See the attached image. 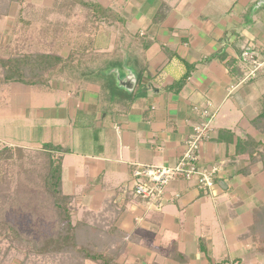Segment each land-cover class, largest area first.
Wrapping results in <instances>:
<instances>
[{
    "label": "crops",
    "instance_id": "crops-1",
    "mask_svg": "<svg viewBox=\"0 0 264 264\" xmlns=\"http://www.w3.org/2000/svg\"><path fill=\"white\" fill-rule=\"evenodd\" d=\"M97 1L124 24H101L80 67L47 87L0 85V141L70 150L63 193L107 225L118 264H264V72L244 81L242 59L248 46L264 53V0ZM56 51L68 58L72 44ZM143 65L141 91L117 86ZM203 123L198 165L220 166L215 187L178 180L162 203L133 195L135 167L175 166Z\"/></svg>",
    "mask_w": 264,
    "mask_h": 264
},
{
    "label": "trees",
    "instance_id": "trees-1",
    "mask_svg": "<svg viewBox=\"0 0 264 264\" xmlns=\"http://www.w3.org/2000/svg\"><path fill=\"white\" fill-rule=\"evenodd\" d=\"M59 0H54L55 6L58 5ZM18 3L24 5L26 0H0V19L7 13V9L12 3ZM67 11L73 12L77 9L85 10L84 21L81 23H70L69 19H60L50 21L48 26H45L41 31L43 40L38 44L45 49V51L36 52H24L22 47H11L12 52L9 53L8 58L0 57V85L6 86L12 83H22L28 86H36L39 88L47 87L51 77L54 74L60 73L65 67L72 65L74 67L79 66L77 63L78 58L86 57L90 54V50L94 45V37H92L98 30L101 24L111 25L116 22L123 23V19L119 13L115 11V8L105 7L97 0H69L64 6ZM59 5L58 11L55 9L53 13H59L65 16L67 13L65 8ZM25 9V8H24ZM51 12V13H52ZM69 13V14H70ZM32 16V15H31ZM19 20L25 31L26 25L28 28L31 22H26L22 17ZM55 19V18H53ZM58 21H60L58 23ZM26 24V25H25ZM124 24V23H123ZM76 36H71L75 32ZM83 37L81 41L76 40V44L72 43L75 37ZM76 39V38H75ZM68 41L72 44V51L68 58L62 57L57 51V46ZM9 46V45H7ZM92 46V47H91ZM90 50H88V48ZM81 56V57H80ZM79 59V60H80ZM137 62V60H135ZM134 60L129 59L128 64L136 65ZM145 70L144 65L140 66V69L136 66V72L138 74V86H141L142 73ZM108 70H101L99 74H106ZM94 73V71H92ZM113 76V75H112ZM184 83H180L178 87H181ZM264 125V114L260 117V120ZM258 121V122H259ZM264 152V144H260ZM45 152L48 153L49 166H45V189L50 195L52 201L58 207L59 227L55 237L48 238L45 242L35 245H31L32 241L26 240V238L20 234V231L13 223L0 218V264H12L19 262V264H27L28 257L35 255L43 258L51 257V260L58 264H86L87 262L96 264H118L117 260L120 252L111 248L109 243L105 241L103 236L106 231L103 230V235L98 236L93 226L101 227V221L94 219L95 221L81 220L76 224L72 222V214L70 208H68L66 202H70L71 198L67 197L63 193L62 180H63V155L69 153L70 150L62 146L46 145ZM7 153V154H6ZM14 151L10 148H0V156L8 155V158L13 157ZM56 155L58 157H56ZM48 165V163H47ZM103 222V221H102ZM94 236H98L96 239ZM11 237V238H10ZM14 237V239H13ZM17 239V240H16ZM22 239V240H21ZM7 240L9 245L2 247V241ZM21 240V242L19 241ZM22 243V244H19ZM24 250L25 256L21 252ZM14 251V252H13ZM63 254H72V256L59 260L55 256ZM69 256V255H67ZM27 259V260H26ZM26 260V261H25Z\"/></svg>",
    "mask_w": 264,
    "mask_h": 264
},
{
    "label": "rangeland",
    "instance_id": "rangeland-1",
    "mask_svg": "<svg viewBox=\"0 0 264 264\" xmlns=\"http://www.w3.org/2000/svg\"><path fill=\"white\" fill-rule=\"evenodd\" d=\"M66 2H69V0H59L57 6H55L54 0H26L24 5L12 3L7 9V13L0 19V57L8 58L10 56L9 53L13 50H11V47L14 48V46L19 45L24 52L45 51L38 44L43 40L41 31L49 23H52L50 21L59 20V18L69 19L70 23L78 24L84 21L85 10L77 9L70 13L69 10L67 11L63 7ZM59 5L65 8L64 10L67 12L63 17L59 13H53L55 9L58 11ZM21 17L26 22H31L29 28L25 24L27 31L24 30L22 23L19 21ZM75 34L77 32L71 34V36ZM100 41L102 42L103 39H100ZM106 44H108V41H106ZM64 74L68 76L73 74L74 77H81L83 72L73 70L64 72ZM141 89L139 85L136 93L141 91ZM112 92H116V90ZM19 143H22V140ZM3 145L12 149L14 153L11 158H8L9 154L3 156V159L0 156V218L13 223L23 236L22 239L25 237L26 240L32 241L31 245L35 249V245L45 242L48 238L55 237L59 227L58 207L51 200L45 189L44 176L46 174L45 166H49L48 153L41 149L24 150L11 148L5 143ZM56 157L58 156L56 155ZM65 204L71 210L73 224L86 220L72 200ZM105 226L107 225L103 224L101 227L93 226L99 237L103 235ZM96 234H93V236ZM98 236L94 237L98 239ZM21 240L19 241L21 242ZM20 242L19 244H22ZM2 245H4L2 247H7L9 242L3 240ZM21 254V260H23V256H25L24 250ZM64 256L70 258L72 254L57 255L55 258L62 261V259H65ZM12 264H19V262ZM27 264L58 263L53 262L51 257L45 259L41 256L32 255L28 257ZM86 264L96 263L87 262Z\"/></svg>",
    "mask_w": 264,
    "mask_h": 264
},
{
    "label": "built area",
    "instance_id": "built-area-1",
    "mask_svg": "<svg viewBox=\"0 0 264 264\" xmlns=\"http://www.w3.org/2000/svg\"><path fill=\"white\" fill-rule=\"evenodd\" d=\"M242 59L248 65V74L244 81L252 80L264 72V53L254 47H246ZM210 131L209 123L194 127L186 151L175 166L137 165L132 173L134 180L132 194L145 200L162 203L166 189L178 180H196L201 189L212 190L221 173L220 166L201 168L198 165L201 144L209 139ZM3 147L0 141V148Z\"/></svg>",
    "mask_w": 264,
    "mask_h": 264
},
{
    "label": "water",
    "instance_id": "water-1",
    "mask_svg": "<svg viewBox=\"0 0 264 264\" xmlns=\"http://www.w3.org/2000/svg\"><path fill=\"white\" fill-rule=\"evenodd\" d=\"M127 70L129 71V74L127 76H124L122 78L117 77V86L129 93H132L135 89L138 78L137 74L134 71L129 68ZM115 73H118V71H115Z\"/></svg>",
    "mask_w": 264,
    "mask_h": 264
}]
</instances>
